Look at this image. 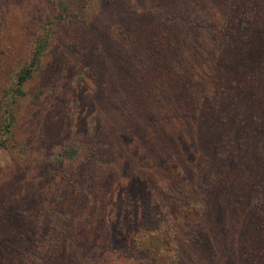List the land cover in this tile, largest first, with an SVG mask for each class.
Wrapping results in <instances>:
<instances>
[{"label": "trees", "instance_id": "1", "mask_svg": "<svg viewBox=\"0 0 264 264\" xmlns=\"http://www.w3.org/2000/svg\"><path fill=\"white\" fill-rule=\"evenodd\" d=\"M81 1L43 0L48 11L39 20L34 18L33 25L28 23L26 30L33 33L22 63L0 80V147L16 146L20 158L31 160L33 170L24 188L38 185L33 199L19 198L22 192L2 195L8 203L0 206V262L9 255L17 261L14 264H264V159H260L264 148L252 128L253 147L259 154L253 149L254 153L242 152L248 158L245 169L239 171L238 155L223 162L221 158L233 144L242 148L245 141L231 139L226 150H218L226 137L220 128L241 95L234 94V89L253 92L255 85L264 82V0H226L222 13L221 0H209L211 12L194 9L197 16L182 14L177 20V12L163 9L170 5L168 1L162 5L161 0H150L139 10L162 15L165 28L174 30L182 24L187 47L182 48L176 38L168 44L162 40L164 54L169 52L171 57L153 66L141 43L134 36L125 38L121 42L124 54L112 70V81L99 67V56L91 57L95 50H84L94 42L92 37L84 38L86 30L79 26L88 16L85 10L93 6L97 12L103 0ZM167 31H163L165 36ZM90 33L101 35L97 47L104 52L110 44L109 26ZM202 33L207 44L203 50ZM55 44L79 54L77 62L94 60L91 66L101 79L99 90L106 87L104 80H109L110 87L112 82L123 85H114L122 89L115 92L116 99H104L113 110V120L136 117L143 128L156 134L158 140L153 144L158 149L147 152V160H138L127 177L112 179V170L127 171L123 157L116 160L110 152L117 148V141H101L107 136L106 126L98 128L94 137L84 138L80 128H72L58 141L49 137L42 143L26 142L29 139L21 129L22 104L41 101L51 110L60 94L51 83L33 90L27 87L44 74ZM204 50L208 53L205 66L204 55H200ZM188 54L194 63L203 65L190 66V59L183 58ZM150 65L157 70V78L168 80L176 74L174 91L186 83V95L171 102L174 96L171 91L162 95L161 84L153 94L145 90L141 106L136 107L139 85L152 76ZM94 71L82 76L91 78ZM261 92L263 98L264 86ZM244 121L243 116L240 123ZM257 134L264 140V131ZM132 138L136 148L144 141L141 134ZM201 155L207 156L206 163L200 161ZM142 167L150 169V177ZM66 193L71 196L66 198ZM13 199L20 202L12 204ZM49 246L63 248L59 262L45 252ZM2 264L12 261L8 257Z\"/></svg>", "mask_w": 264, "mask_h": 264}, {"label": "rangeland", "instance_id": "2", "mask_svg": "<svg viewBox=\"0 0 264 264\" xmlns=\"http://www.w3.org/2000/svg\"><path fill=\"white\" fill-rule=\"evenodd\" d=\"M73 1L74 0H72V2ZM149 1L150 0H103L97 9V12H95L93 6H89L88 9L85 10L88 16L85 21L79 25L80 28H84V30H86L83 32L85 37L82 35V32L79 31V33L84 38L92 37L91 40H93L94 44L85 47L84 50H95V53L91 54V57L95 59L99 56V67L104 69V75H106L107 79L111 78L112 81L114 76L112 70L114 69L115 64L123 57L124 53L122 51L123 48L121 42H123V39L125 38L130 40L134 36L138 45L141 43V48L146 53L151 55L153 66H161L162 62H167V60L171 57L169 52L164 54L162 46L163 43L161 42L162 40L164 43L168 44L170 40L174 41L176 38L182 48L187 47V37L182 24L176 26V29L174 30H172L171 27L165 28V23L160 20L163 18L162 15L139 10V6L142 5L143 7ZM167 1L170 5L162 7L166 10H170L169 8H171L173 11L177 12L176 16L178 17L176 20L179 19L182 14H184L183 16L185 18L188 16H197L193 13L194 9H206L205 12H211L212 10L211 5L208 4L209 0H161L160 2H162L163 5L167 4ZM225 1L226 0H221V3L219 4L221 5V13L223 11V7L225 6ZM231 1L232 0H230L229 3ZM77 2L80 3L82 1L77 0ZM46 11H48V8L43 5V0H0V55L2 58L0 60V80H2V77L10 74V70L13 67H17L20 63H22L23 55L29 45V36L33 33L32 30H30V32L29 29L26 30L27 25L29 22L33 25L32 20L34 18H38L39 20L42 16L44 17V13H46ZM129 13H131L132 16L129 15ZM2 19L4 22L1 23ZM22 21L23 25L20 26ZM104 25L109 26L110 38H108V41H110V44H108L107 48L104 49V52L100 53L97 46L101 44V35L95 34L94 36L90 33V31L94 32L96 31V27L102 28ZM32 29H35V26H33ZM166 30L168 31L165 36L163 31ZM67 32L70 34L72 33L71 30ZM122 34H126V37H121ZM180 36L185 38V40L180 41ZM205 37L206 34L202 33V50L207 47ZM61 42L64 43L63 41ZM55 45L57 46L56 50H53L50 56L48 55V67L44 74L41 76L37 75L29 81L27 87L28 89L33 90L40 85L46 86L48 83H51L60 94L57 97L54 109L51 110L47 109L41 101H32L30 104H22L21 112L23 118L21 129H25L23 130L24 134L29 139H26V142L29 143L31 140H39V142L42 143L43 140H47L49 137H52L54 141H58L61 136H66L68 134V130L72 128H80L83 131L84 138L91 136L94 137L97 135V131L99 129H104V126H106L108 133L105 132L104 135L107 136L101 138V141L111 140V138L117 141V148L111 149L110 152L113 156H117L115 157L116 160H119V157H123L122 161L124 162V167L127 171L112 170L110 173L113 175L112 179L116 180L117 178L120 179L127 177L129 174L133 173L131 168L138 166V160H147L148 158L145 156L146 153L152 151V149H158L159 146L157 144V146L153 144L158 140V138L155 137L156 134H151L149 130L143 128V124H141L136 117L131 119L123 117L121 119L117 116L113 120V110L104 99L106 97H113L116 99L115 92L118 93L122 89L117 90L115 87H121L123 85L119 82H112V87H110L109 80H104L103 83H106V87L102 91L99 90L101 79H98L96 75L97 71H94L91 66L94 60L91 59V61H89L87 58H82L78 60L79 62H77L76 58H78L77 55L79 54L74 53V51L67 50L63 44L61 46H58L57 44ZM175 48L177 49V46H175ZM203 53L200 55L201 57L204 55L203 61L205 62V66L208 62L206 58L208 53L205 50ZM183 58L186 60L189 58L190 66L192 65V67L200 68L203 65L199 64V62L194 63V57H191L190 54L187 56L183 55ZM83 63L89 68L87 71L85 66H82ZM219 65H221V62ZM153 66L150 65L149 67L150 74H152L150 80L144 82L143 85H139L138 87V93L137 96H135V101H137L136 107L141 106L144 99L142 96L144 95L145 90H151V94H153L154 89L161 86V84H164L162 95L167 94V92L170 93L171 91L174 96V98L171 99V102L176 98L186 95L184 91L186 83L184 86L182 85V90L179 92L174 91V88L176 87L175 85L178 83V77L176 74H173V76L169 77L168 80L166 78L163 79L162 76L157 78V70H155ZM91 70L94 71L92 72L93 76H90L91 78H84V76H82V73L85 75L90 73ZM198 72L199 71H197V73ZM194 77L195 76L193 75L190 79H194ZM187 81L188 80L186 79V82ZM262 83L263 84L261 85H255L253 87V92H241L240 88L236 90L234 89V94L235 92H238V95L240 93L241 95L237 99V103L232 106L228 121L220 128V130L225 131L226 134L225 141L221 143L223 146L222 149H218L221 153L224 149H227L225 146H228L231 139L234 140L235 143H239L238 139H240V141H245L246 143V145L242 148L233 144V146L229 147V153H227L224 158H221V162H223L227 158L231 159L232 156L238 155L240 158L237 162V171L245 169L247 162L248 157L246 155L243 156L242 152L248 151L247 154H249L254 150L257 151L255 153L259 154L258 150L253 147L254 140L253 136L251 137L252 128L256 131L257 139L261 142V145L264 148V140L257 134L260 130L264 131V95L262 98L261 92L264 82ZM225 84L227 85V82H225ZM114 85L116 86L114 87ZM142 87L143 89L141 90ZM219 103L221 104V97ZM254 115L259 117V121L254 118ZM243 116L245 117V121L244 123H240V119ZM111 120H113V123L109 125L108 123H111ZM250 124L252 125L251 127ZM135 134H141L144 137V141L141 140L140 146L137 148L136 143L132 138V135ZM215 139L220 140L218 136H216ZM142 141L143 144L141 146ZM233 149L236 151L233 152ZM202 153L205 154V152ZM157 157L162 159L160 153ZM200 161L206 163L207 156L204 158V156L201 155ZM32 168L31 160L29 162V159L27 158L24 160L20 158L16 146H12L8 150L0 147V206L8 203V200H4L2 198L4 193L17 192L19 195V193L22 192V196L20 197L19 195V198H26V200L28 199V196L32 199L34 198V196L38 193V185L31 184L27 186L28 188H24V186L27 185L28 175L33 170ZM106 168H112V166ZM142 168L146 171L143 173L149 175L150 177V169L147 167ZM201 170L205 169L201 167ZM191 171V168L187 169L186 173L188 174ZM105 177L107 178V176ZM70 196V193H66V198ZM73 198H75V193H73L71 199ZM19 202L20 201L15 199L12 200V204L15 205ZM3 231L6 232L7 228ZM62 250L63 248L59 250L54 246H49L48 249H45V252L51 254V260L59 262L62 256ZM3 257L2 263L8 261V257L11 259L12 264L17 262L9 255H5ZM2 263L0 262V264ZM88 264H96V262L91 261Z\"/></svg>", "mask_w": 264, "mask_h": 264}]
</instances>
